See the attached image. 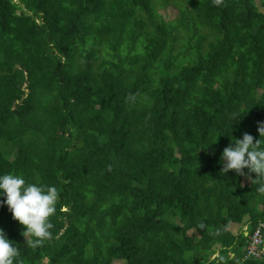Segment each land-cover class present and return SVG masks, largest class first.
<instances>
[{
  "label": "trees",
  "instance_id": "obj_1",
  "mask_svg": "<svg viewBox=\"0 0 264 264\" xmlns=\"http://www.w3.org/2000/svg\"><path fill=\"white\" fill-rule=\"evenodd\" d=\"M261 123L264 0H0V175L60 194L36 249L0 204L17 264H264L255 173H221Z\"/></svg>",
  "mask_w": 264,
  "mask_h": 264
},
{
  "label": "clouds",
  "instance_id": "obj_2",
  "mask_svg": "<svg viewBox=\"0 0 264 264\" xmlns=\"http://www.w3.org/2000/svg\"><path fill=\"white\" fill-rule=\"evenodd\" d=\"M213 3L220 6L224 0H213ZM258 131L260 139L245 132L242 139L237 138L223 149L221 159L224 166L221 173L227 174L234 170L243 176L247 168L249 173H255L252 183L259 185L257 191L264 194V141L261 140L264 137V123L260 124ZM0 195L6 196L0 204H6L13 219L24 226L22 235L26 237L29 247H42L53 238L50 230L54 224L51 218L57 212L60 198L55 186L29 183L21 175L4 174L0 175ZM20 256V250L6 236L4 229L0 228V264H17ZM19 264L23 262L19 261Z\"/></svg>",
  "mask_w": 264,
  "mask_h": 264
},
{
  "label": "built area",
  "instance_id": "obj_3",
  "mask_svg": "<svg viewBox=\"0 0 264 264\" xmlns=\"http://www.w3.org/2000/svg\"><path fill=\"white\" fill-rule=\"evenodd\" d=\"M249 234V233H248ZM251 234V235H250ZM249 234L248 251L257 256L264 255V221L259 222Z\"/></svg>",
  "mask_w": 264,
  "mask_h": 264
},
{
  "label": "rangeland",
  "instance_id": "obj_4",
  "mask_svg": "<svg viewBox=\"0 0 264 264\" xmlns=\"http://www.w3.org/2000/svg\"><path fill=\"white\" fill-rule=\"evenodd\" d=\"M258 2H260V0H258ZM260 4V3H259ZM162 12H164V14H166V17L167 18H173L175 15H174V13H173V11H172V8H170V9H167V10H161ZM234 225H236L237 226V228H239V226L237 225V224H234ZM233 232H237V230H235V229H233Z\"/></svg>",
  "mask_w": 264,
  "mask_h": 264
}]
</instances>
